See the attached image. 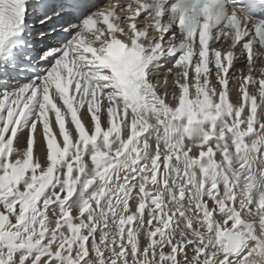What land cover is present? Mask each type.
I'll return each instance as SVG.
<instances>
[{"label": "snow or ice", "instance_id": "6c2138e0", "mask_svg": "<svg viewBox=\"0 0 264 264\" xmlns=\"http://www.w3.org/2000/svg\"><path fill=\"white\" fill-rule=\"evenodd\" d=\"M0 264H264V0H0Z\"/></svg>", "mask_w": 264, "mask_h": 264}, {"label": "bare ground", "instance_id": "6f19581e", "mask_svg": "<svg viewBox=\"0 0 264 264\" xmlns=\"http://www.w3.org/2000/svg\"><path fill=\"white\" fill-rule=\"evenodd\" d=\"M238 65H239V67L241 66L240 63H238ZM232 99H233V101H236L237 100V96L235 95V92L232 95ZM84 120H85V123L88 124L89 118L86 116V114H85Z\"/></svg>", "mask_w": 264, "mask_h": 264}, {"label": "rangeland", "instance_id": "374dc122", "mask_svg": "<svg viewBox=\"0 0 264 264\" xmlns=\"http://www.w3.org/2000/svg\"><path fill=\"white\" fill-rule=\"evenodd\" d=\"M86 116H87V114H86ZM88 117V116H87ZM89 118V117H88ZM90 119V118H89Z\"/></svg>", "mask_w": 264, "mask_h": 264}]
</instances>
